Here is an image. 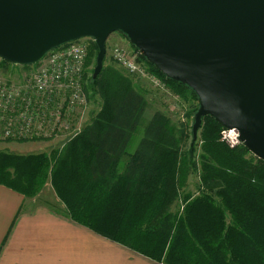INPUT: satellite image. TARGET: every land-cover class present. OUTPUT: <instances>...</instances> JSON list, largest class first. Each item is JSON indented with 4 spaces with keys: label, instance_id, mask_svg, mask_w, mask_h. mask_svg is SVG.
I'll return each mask as SVG.
<instances>
[{
    "label": "trees",
    "instance_id": "obj_1",
    "mask_svg": "<svg viewBox=\"0 0 264 264\" xmlns=\"http://www.w3.org/2000/svg\"><path fill=\"white\" fill-rule=\"evenodd\" d=\"M140 60L194 122L197 94ZM92 82L103 99L93 123L62 150L0 152V184L33 198L50 181L72 220L162 264H264V162L229 147L210 116L195 142L193 127L178 129L166 112L144 125L146 93L118 69Z\"/></svg>",
    "mask_w": 264,
    "mask_h": 264
},
{
    "label": "water",
    "instance_id": "obj_2",
    "mask_svg": "<svg viewBox=\"0 0 264 264\" xmlns=\"http://www.w3.org/2000/svg\"><path fill=\"white\" fill-rule=\"evenodd\" d=\"M114 33L197 94L194 142L210 116L264 162V0H0V58L13 65L91 38L97 78Z\"/></svg>",
    "mask_w": 264,
    "mask_h": 264
},
{
    "label": "crops",
    "instance_id": "obj_3",
    "mask_svg": "<svg viewBox=\"0 0 264 264\" xmlns=\"http://www.w3.org/2000/svg\"><path fill=\"white\" fill-rule=\"evenodd\" d=\"M0 264L162 263L75 222L60 201L27 199L0 184Z\"/></svg>",
    "mask_w": 264,
    "mask_h": 264
},
{
    "label": "built area",
    "instance_id": "obj_4",
    "mask_svg": "<svg viewBox=\"0 0 264 264\" xmlns=\"http://www.w3.org/2000/svg\"><path fill=\"white\" fill-rule=\"evenodd\" d=\"M86 40L88 38L50 52L36 64L37 71L28 84L0 81V140L33 139L41 135L40 132L49 131V125L63 132L70 127L74 114L82 117L77 111L87 102L81 88L88 57V47L82 42ZM115 57L129 72L143 71L144 67L122 50L117 51ZM154 83L163 88L159 82ZM222 140L231 148L243 144L236 130L223 129Z\"/></svg>",
    "mask_w": 264,
    "mask_h": 264
},
{
    "label": "rangeland",
    "instance_id": "obj_5",
    "mask_svg": "<svg viewBox=\"0 0 264 264\" xmlns=\"http://www.w3.org/2000/svg\"><path fill=\"white\" fill-rule=\"evenodd\" d=\"M94 43L95 41L91 38L82 42V44H85L86 47H88V57L85 70L86 75H84L83 80H81V88L86 95L87 102L83 108L77 111V113L82 114V117L78 114H74V119L70 121V127L63 132L53 130V126L49 125V131L44 130L43 132H40L41 135L33 139L20 141H16V139H5L4 141L0 140V152L4 151L20 155H29L49 153L52 150L58 149L62 150L77 133H80L84 128H86V126H90L93 123L94 118L101 110L103 104L101 96H93L92 92V78H94L99 52V49H96ZM120 50H122L128 58L130 57L132 60L143 66V71L141 73H132L119 64L115 56L117 51ZM140 55L141 54L138 51L133 49L128 39L119 33H114L107 41V55L103 68L113 67L118 69L120 72L124 73L126 78L132 80L133 84H135L143 94L144 92L146 93L144 97L148 100L150 107L145 110L144 125L152 119L155 112L162 111L169 115L178 129L186 128V131H192L195 121L193 122V119H189L187 117V105H185L182 100H180L179 97L176 96L168 86H166L165 81L149 71L146 65L141 62ZM37 68L38 67L36 65L29 68L7 65L4 64L3 60L0 58V81L7 84H28L29 80H31L32 76L36 73ZM151 78H153V82ZM155 81L159 82L163 88L155 85ZM190 143L191 140H189V144ZM199 184L200 181L198 173H192L188 180L187 189L196 192ZM27 199L47 201L54 200L61 202L50 181L44 186V188H42L36 197Z\"/></svg>",
    "mask_w": 264,
    "mask_h": 264
}]
</instances>
